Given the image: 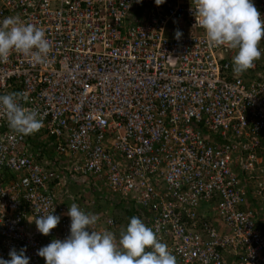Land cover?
Returning <instances> with one entry per match:
<instances>
[{
	"label": "built area",
	"instance_id": "1",
	"mask_svg": "<svg viewBox=\"0 0 264 264\" xmlns=\"http://www.w3.org/2000/svg\"><path fill=\"white\" fill-rule=\"evenodd\" d=\"M253 3L264 19V0ZM192 8L0 0V20L19 15L51 44L44 65L14 51L0 61V94L27 93L24 106L43 119L37 135L73 159L64 180L33 150L34 133L16 134L0 116V258L26 249L29 264H46L38 250L70 234L60 192L79 174L134 206L177 264H264V78H245L256 63L235 74L234 50L208 47ZM53 210L60 222L43 235L34 220ZM117 224L103 216L92 228Z\"/></svg>",
	"mask_w": 264,
	"mask_h": 264
},
{
	"label": "clouds",
	"instance_id": "2",
	"mask_svg": "<svg viewBox=\"0 0 264 264\" xmlns=\"http://www.w3.org/2000/svg\"><path fill=\"white\" fill-rule=\"evenodd\" d=\"M164 2L155 0L158 6ZM192 4L196 25L205 30L208 47L227 46L234 50L232 70L235 74L254 68L255 61L262 55L259 45L264 38V19L253 0H192ZM175 36L180 39L182 33L177 30ZM13 51L28 57L33 66L44 65L51 44L41 27L23 21L19 15L8 16L0 20V61L7 60ZM27 103L29 96L25 92L0 94V116L21 136L43 127L40 113L35 108L25 107ZM54 210L34 220L43 235H49L60 222V216L52 214ZM66 215L71 218L70 234L38 250L37 254L46 264H177L168 245L137 216L130 217L117 237L110 230H94L92 226L98 216L86 213L76 203L70 205ZM25 252L26 249L18 252L13 248L9 252L10 259L0 258V264H29L30 258Z\"/></svg>",
	"mask_w": 264,
	"mask_h": 264
},
{
	"label": "crops",
	"instance_id": "3",
	"mask_svg": "<svg viewBox=\"0 0 264 264\" xmlns=\"http://www.w3.org/2000/svg\"><path fill=\"white\" fill-rule=\"evenodd\" d=\"M263 61H264V53H262L261 58L257 60L258 70L252 72L253 77L259 76L261 78H264V69L262 67V64L264 63ZM46 159L52 162L55 169H59L60 171H62L66 179L68 178L67 175L68 173L66 171V166H67L66 158L59 157L55 153H51L48 155V158ZM249 177L250 176H244L245 178L244 181L246 182L247 186L250 185L251 183V182L249 183L248 181ZM98 183L99 182L93 180L92 177H84V178L78 177L76 181H72L69 184H67L66 186L67 189H63L60 192L62 193V199L70 207L72 203L79 204L82 202L76 198L78 194H82V196L85 199L93 202L92 205L86 206L87 213L96 214L98 217H103V216L114 217L119 221V224L121 223L113 232L118 237L121 227L126 226L129 223L130 217L136 216L135 214L137 213V211L135 210L134 206L128 205L120 201L118 198L117 199L115 197L110 198L112 194L110 196L107 189H105V187L102 184L100 183L98 184ZM248 200H249V206L253 207V204L255 205V201L254 203L251 202L252 199L250 197L248 198ZM116 207L117 209L115 210ZM118 209L120 210V212ZM123 209L126 211L125 214H123L124 213Z\"/></svg>",
	"mask_w": 264,
	"mask_h": 264
},
{
	"label": "bare ground",
	"instance_id": "4",
	"mask_svg": "<svg viewBox=\"0 0 264 264\" xmlns=\"http://www.w3.org/2000/svg\"><path fill=\"white\" fill-rule=\"evenodd\" d=\"M261 53H264V52H262L261 51ZM255 63L256 64H258V62H257V60L255 61ZM252 72H254V71H252ZM252 72L251 71H248L247 73H248V75H245V78H248V77H253L252 76ZM34 137H35V139H32V138H30V143H31V146H32V148H33V150L34 151H36L37 149H39V148H42L43 149V153H42V157H45V158H48V155L49 154H51V153H55L57 156H59V157H63V158H66L67 159V166H66V171H67V173L71 170V167H72V164H73V159L70 157V155L69 154H58V153H56V151H55V146L54 145H52L51 146V142H49L46 138H48L47 136L45 137V135L44 134H39V135H37V133L35 132L34 133ZM53 141H54V138H53ZM56 170H58V173H59V175H60V177L62 178V179H64V180H66V178H65V176L63 175V172L62 171H60L59 169H56ZM68 175V179H69V176H70V174L68 173L67 174ZM78 177H81V178H84V177H89V176H81V175H77L76 177H75V179H73V180H70V182H72V181H76L77 179H78ZM9 179V178H8ZM244 176H242V181L243 182H245L244 181ZM69 182V183H70ZM68 183V184H69ZM246 183V182H245ZM66 189V188H65ZM108 191V190H107ZM109 193V195L111 196V193L110 192H108ZM112 197H115L116 199L118 198L119 199V196H117V195H115V194H112V196L110 197V198H112ZM61 198H62V195H61ZM76 198L78 199V200H80V201H82L81 203H79L78 205L80 206V205H82V203L83 202H91V201H88L87 199H85L83 196H81L80 197V194H78L77 196H76ZM63 200V199H62ZM120 201H122V202H124V203H126V204H128L126 201H124V200H121V199H119ZM64 202V201H63ZM65 203V202H64ZM93 204V203H92ZM92 204H89V205H92ZM248 204H249V200H248ZM68 205V204H67ZM128 205H130V204H128ZM88 206V205H87ZM87 209H86V206H85V212L87 213V211H86ZM139 217V216H138ZM114 218V217H113ZM114 219H116V218H114ZM116 221H117V227L120 225L119 224V221L116 219ZM116 227V228H117ZM115 231V230H114Z\"/></svg>",
	"mask_w": 264,
	"mask_h": 264
},
{
	"label": "rangeland",
	"instance_id": "5",
	"mask_svg": "<svg viewBox=\"0 0 264 264\" xmlns=\"http://www.w3.org/2000/svg\"><path fill=\"white\" fill-rule=\"evenodd\" d=\"M263 62H264V61H263ZM46 139H47L49 142L52 143L51 146L54 145L53 138H46ZM253 177H254V176H253ZM253 179H254V178H253ZM251 183H252V182H251ZM116 209H117V207L115 208V210H116ZM118 210H119V209H118ZM123 210H124V209H123ZM119 212H120V210H119ZM125 212H126V211L124 210V213H123V214H125ZM116 214H118V213H116ZM114 216H116V215H114ZM123 218H124V216H123ZM125 219H126V218H125ZM125 219H124V220H125ZM120 224H121V223H120Z\"/></svg>",
	"mask_w": 264,
	"mask_h": 264
},
{
	"label": "trees",
	"instance_id": "6",
	"mask_svg": "<svg viewBox=\"0 0 264 264\" xmlns=\"http://www.w3.org/2000/svg\"><path fill=\"white\" fill-rule=\"evenodd\" d=\"M55 162H56V160H55Z\"/></svg>",
	"mask_w": 264,
	"mask_h": 264
}]
</instances>
